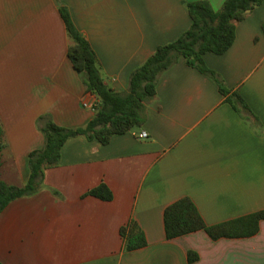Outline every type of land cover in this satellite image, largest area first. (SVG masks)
Returning <instances> with one entry per match:
<instances>
[{
  "label": "crops",
  "instance_id": "obj_1",
  "mask_svg": "<svg viewBox=\"0 0 264 264\" xmlns=\"http://www.w3.org/2000/svg\"><path fill=\"white\" fill-rule=\"evenodd\" d=\"M202 0H0L2 179L27 184L40 126L85 127L97 97L73 67L64 4L119 93L159 46L191 26L186 2ZM208 1L215 11L225 0ZM264 0L237 23L233 46L205 54L208 68L240 101L182 57L164 72L140 129L107 145L80 136L45 171L34 195L0 214L1 264H264L258 234L212 240L205 231L167 239L165 209L189 197L209 226L264 210ZM141 132L147 139H139ZM105 183L112 201L87 195ZM135 220L147 246L125 251L121 228ZM189 252L198 259L190 262Z\"/></svg>",
  "mask_w": 264,
  "mask_h": 264
},
{
  "label": "trees",
  "instance_id": "obj_2",
  "mask_svg": "<svg viewBox=\"0 0 264 264\" xmlns=\"http://www.w3.org/2000/svg\"><path fill=\"white\" fill-rule=\"evenodd\" d=\"M263 0H225L221 9L215 11L208 1L186 2L191 26L176 41L159 46L147 61L130 76L129 88L119 93L105 82L96 52L76 28L68 8L62 4L59 11L71 44L68 57L75 70L83 77L87 91L97 97L94 118L83 128L66 129L51 120L40 126L44 146L29 154V180L24 186L6 183L1 177L2 152L7 147L5 132L0 124V214L15 200L39 192L45 171L61 163L62 149L72 138L83 136L89 141L97 140L107 145L114 136L140 129L144 122L147 103L157 94L160 76L172 68L180 57L188 66L212 78L219 91L235 107V99L241 100L225 86L218 73L207 67L203 56L208 53L225 54L235 43L237 23L260 6ZM264 32V27H263ZM87 195L103 201H112L113 193L105 183L90 190ZM264 220V210L216 225H207L197 206L189 197L169 205L164 212L167 239H175L198 231H205L217 241L222 238H246L258 234ZM125 251H134L147 246L143 230L135 220L121 228ZM198 259L189 252V260ZM1 264V263H0Z\"/></svg>",
  "mask_w": 264,
  "mask_h": 264
},
{
  "label": "built area",
  "instance_id": "obj_3",
  "mask_svg": "<svg viewBox=\"0 0 264 264\" xmlns=\"http://www.w3.org/2000/svg\"><path fill=\"white\" fill-rule=\"evenodd\" d=\"M96 105L95 104L94 106L92 105L91 106V111L95 112L96 111ZM139 139H147L148 138V134L146 132H141L138 136Z\"/></svg>",
  "mask_w": 264,
  "mask_h": 264
}]
</instances>
